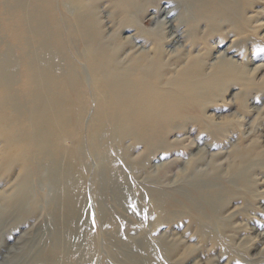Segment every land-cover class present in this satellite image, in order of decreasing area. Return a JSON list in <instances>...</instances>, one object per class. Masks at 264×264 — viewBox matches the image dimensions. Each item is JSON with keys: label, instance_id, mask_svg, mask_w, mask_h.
I'll return each mask as SVG.
<instances>
[{"label": "rangeland", "instance_id": "374dc122", "mask_svg": "<svg viewBox=\"0 0 264 264\" xmlns=\"http://www.w3.org/2000/svg\"><path fill=\"white\" fill-rule=\"evenodd\" d=\"M41 1L37 2L40 4ZM223 1L225 7L221 9L224 15L228 14V22L224 15L206 19L198 14L208 16L209 9H186L176 0H137L134 8L130 7L128 0H52L54 18L63 32L77 25V29L86 27L96 31L99 38L113 48L114 43L119 42L121 45L115 48L116 61L122 62V68L127 69L130 61H138L137 64L143 66L157 58L151 71L162 84L172 83L188 65L196 63L202 64L204 76L216 72L210 97L200 103L199 109H194L196 112L190 110L187 115L184 114L198 122L178 120L163 128L160 140H155L156 145L152 149L142 142L135 143L133 126H126L121 129L126 138L118 145V136H115L116 143L111 144L109 162L103 163L94 154L98 151L92 144L94 129L91 118L94 113L89 110V105L84 109L78 123L74 122L75 128L65 144L70 151V162L81 176L83 203L85 205L86 194L95 251L86 261H82L78 250L74 251L73 258L66 264H132V260L124 257L123 253L116 259L111 256L120 252L111 241L113 232L117 233L115 238H119L122 247H129L135 242L139 244V240H135L145 237L157 251L151 263L146 264H264V0ZM45 4V9L38 7L40 20L37 19V23L40 26L44 24L41 17L45 14L50 17V5L48 2ZM132 9L135 15L130 16ZM2 13L5 14L0 5V17ZM176 18L188 23L179 25L181 38L172 42L174 35L167 26L177 25ZM157 30L160 32L156 33ZM6 37L0 19V63L5 56ZM64 44H67L68 50L66 61L79 69L83 76L80 82L92 99L93 88L85 67L87 56L82 55L79 43L72 46L64 38ZM156 45L157 56L153 52ZM59 56L63 58L64 54L57 52ZM260 67L263 69L258 71ZM220 69H224L227 76L219 72ZM111 70L114 79L120 77L121 70ZM131 71L128 68L122 74ZM5 98V93H2L1 99ZM3 102L7 104L6 100ZM4 146L0 137L2 217L11 211L7 203L17 198L27 174L20 170L17 162H10L9 166L1 163ZM104 166L114 175L121 171L116 188L122 196L134 194L131 205L137 209V214L103 186ZM31 167L34 172L31 175H35L36 168L34 165ZM42 167L49 176L50 171ZM235 175L240 177V181L230 182L229 179L235 178ZM215 179H226V183L224 189H218L225 194L213 201L200 200L191 190L181 189L190 181L198 180L205 185ZM44 183V180L38 182L36 179L35 186ZM48 183L54 185L51 181ZM48 189L46 185L36 192L29 205L37 209V213L30 216L27 205L25 210L29 217L24 222H21L24 219L22 216L6 220L1 218L0 264L43 262V255L33 260H30V255L32 247L47 230L49 200L43 196ZM189 203L223 208L218 215L202 218L204 223L213 224L212 228L206 224L211 231L205 228L201 231L198 225L188 223L190 209H185V206L189 207ZM103 213L111 214L112 223H103ZM182 216L184 218L180 221ZM190 217L197 216L191 214ZM82 244L88 249L92 245L80 239L74 245L80 247Z\"/></svg>", "mask_w": 264, "mask_h": 264}, {"label": "bare ground", "instance_id": "6f19581e", "mask_svg": "<svg viewBox=\"0 0 264 264\" xmlns=\"http://www.w3.org/2000/svg\"><path fill=\"white\" fill-rule=\"evenodd\" d=\"M0 1L2 10L5 12V14H1L0 19L7 36L5 56L0 63V72H2L0 74V137L5 143L1 163L9 166L10 162H17L20 165V170L27 173L22 183L23 189L17 193L16 199H11L7 203L11 211L3 217L0 216V222H2L1 218L6 220L12 216H22L24 219L21 222H24L29 217L25 210L27 205L30 207V216L36 214L37 209L32 208L29 204L33 202L36 192L43 190L47 185L49 191H46L43 197L49 200L48 203L44 200L49 205L48 226L46 225L47 230L43 233L44 236L42 235L43 237L38 239L36 245L32 247L30 260L43 255L44 257H41L43 264H66L69 259L73 258L74 251L78 250L82 254V261H86L94 253L92 251H95L93 245L95 238L91 234L86 194L84 195L85 205L83 203L81 176L70 162V151L65 144V140L69 138L71 131L75 128L74 122L78 123L84 109L89 105V110L94 113L93 117L91 116V127L94 129L92 144L96 145L98 150L94 151V154L99 156L103 163L109 162L108 157L112 156L110 147L111 144L116 143L115 136H118L116 144H121V141L126 138L121 129L129 125L133 126L132 138L135 143L142 142L152 149L156 145L155 140H160L163 128L170 127L178 120L198 122L194 118L187 117L186 113L199 109L197 107L200 103L210 97L216 72L204 76L202 66H200L202 64L196 63L188 65L178 74V79L172 83L162 84L159 77L152 75L151 70L155 68L153 65L157 63V58H154L143 66H139L138 61H130L128 68L132 71L122 74L128 68H122L124 67H121L122 62L116 61L117 51H115L116 46L121 44L114 43L115 47L113 48L108 42L101 40L96 31L85 29L86 27L77 29V25H73L74 28L63 32L54 18L52 0H43L50 5V17L47 14L41 17V21L44 23L41 24L42 26L38 25L37 19L40 20V8L38 7L43 6L44 9L46 7L43 1L40 0V4L37 2L38 0ZM129 1L130 7L138 4L137 0ZM176 1L186 9L188 7L195 11L209 9L208 16L198 14L206 19L211 20L217 15H224V10L221 9V7H225L223 0ZM33 3L36 6L32 7ZM51 9H53L52 12ZM130 11H132L129 12L130 16L135 15L133 9ZM226 15L224 17L228 22L230 19L228 14ZM175 22L177 25L167 26L171 34L174 35L172 42H177V39L179 41L181 38L179 34L182 31L179 32V25L188 23L180 18H176ZM37 26L40 27L37 28ZM158 32L160 30L156 31V33ZM64 38H67L72 46L74 43H79L83 50L82 55L88 58V64H85V67L90 78L91 89L93 88L92 99L87 96L85 85L80 82L83 76L79 69L66 61L67 57L65 58V56L68 50L67 44H64ZM157 49L156 45L153 50L156 56ZM57 52L63 53L64 57H57ZM225 52L228 53L229 50ZM109 67L117 72L121 70L120 77L114 79ZM262 69L263 67H260L258 71ZM219 72L227 76L224 69H220ZM2 93H5L4 100L8 105H4V100L1 99ZM97 139L100 141L98 142ZM100 145L101 147H99ZM99 149L101 150L99 151ZM32 165L36 168L35 175H31L34 174ZM42 166L50 171L49 176L45 174ZM102 169L103 186L108 187L113 192L115 199L132 208L130 210L137 214V209L135 208V210L131 205L135 197L134 194L122 196L116 188V181L121 171L118 175H114L108 172L109 169L106 166ZM240 173L242 175V171ZM36 179L38 182L44 180L45 183L38 184L37 187L35 186ZM46 181L47 183L51 181L54 185L46 184ZM229 181H240V177L230 178ZM225 183L226 179H215L203 185L202 182L195 180L185 184L181 189L191 190L200 200L213 201L216 197L218 199L225 194L218 190ZM232 192L234 193V191ZM227 201L229 200L225 201L226 204ZM38 202L39 200L36 201V203ZM189 204V207L185 206V209H190V213H187L189 214L187 215L189 216L188 223L198 225L200 230L205 228L211 231V228L214 227L213 224L210 226L208 221L204 223L202 218L218 215L223 208L216 209L198 203ZM142 214L144 215L143 211ZM191 214H195L197 217L192 218ZM131 216L134 217V215ZM101 217L103 223H112L111 214L103 213ZM183 218L184 216L180 217V221ZM116 234L113 232L114 237H111L113 244L120 250V252L111 255L115 259L123 253L124 257L132 260V264H146L147 262L151 263L153 257H156L157 251L148 244L145 237L135 240H139V244L135 242L129 247H122L119 238H115ZM78 238L83 243L84 241L92 243L91 248L88 249L85 244L80 247L75 246L74 244L79 241Z\"/></svg>", "mask_w": 264, "mask_h": 264}]
</instances>
